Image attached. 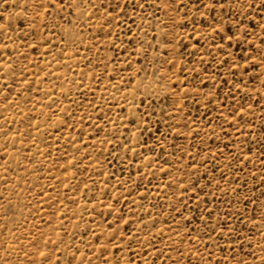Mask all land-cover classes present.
Segmentation results:
<instances>
[{
	"label": "rangeland",
	"instance_id": "rangeland-1",
	"mask_svg": "<svg viewBox=\"0 0 264 264\" xmlns=\"http://www.w3.org/2000/svg\"><path fill=\"white\" fill-rule=\"evenodd\" d=\"M0 264H264V0H0Z\"/></svg>",
	"mask_w": 264,
	"mask_h": 264
}]
</instances>
